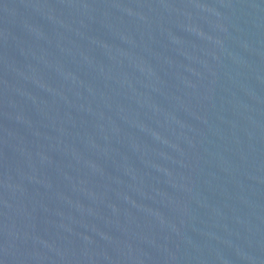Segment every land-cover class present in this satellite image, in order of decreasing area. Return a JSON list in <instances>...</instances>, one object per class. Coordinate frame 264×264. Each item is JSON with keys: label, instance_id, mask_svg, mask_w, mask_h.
<instances>
[{"label": "water", "instance_id": "95a60500", "mask_svg": "<svg viewBox=\"0 0 264 264\" xmlns=\"http://www.w3.org/2000/svg\"><path fill=\"white\" fill-rule=\"evenodd\" d=\"M0 264H264V0H0Z\"/></svg>", "mask_w": 264, "mask_h": 264}]
</instances>
